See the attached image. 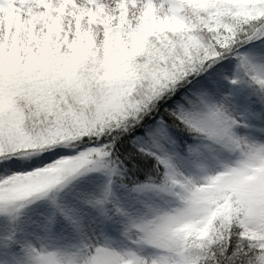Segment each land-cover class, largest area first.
I'll return each mask as SVG.
<instances>
[{"label":"snow or ice","instance_id":"1","mask_svg":"<svg viewBox=\"0 0 264 264\" xmlns=\"http://www.w3.org/2000/svg\"><path fill=\"white\" fill-rule=\"evenodd\" d=\"M232 63V76L225 78L233 91L216 100L217 77ZM140 69L118 90L131 94L117 111L109 107L113 92L102 98L91 95L88 79L83 88H72L71 94L85 102L79 106L69 103L32 117L31 124L0 113V264H37L32 246L19 238V224L24 209L44 198L56 212L45 218L42 236H54L58 214L81 242L79 251L63 255L62 264H92L94 256L82 255L88 249L82 219L76 210L58 203L65 188L88 176L105 181L99 195L80 201L96 213L102 226L95 255L107 252L115 264H264V243L253 242L243 226L209 245L177 232L178 224L190 221L188 209L169 207L188 204L187 192L199 177L228 169L227 154L245 143L249 147L244 171L264 163V4L248 17L225 18L219 12L205 17L183 51L149 57ZM245 89L252 92L241 110ZM146 118L153 121L147 135L137 136L139 129L149 127ZM60 127L65 131L53 135ZM186 132L207 139L180 151L176 135ZM128 141L136 152L156 161L162 171L158 181L150 177L131 187L124 183L117 150L128 151ZM69 151L78 154L54 159ZM117 184L133 194L142 214L121 203ZM117 224L121 247L107 232Z\"/></svg>","mask_w":264,"mask_h":264},{"label":"clouds","instance_id":"2","mask_svg":"<svg viewBox=\"0 0 264 264\" xmlns=\"http://www.w3.org/2000/svg\"><path fill=\"white\" fill-rule=\"evenodd\" d=\"M260 4H264V0H34L23 7L48 19L41 25L35 41L30 35L32 29H26L21 44L26 50L28 44L34 47L51 44L59 46L63 52L69 50V45L85 49L86 75L92 84L90 94L102 98L106 92H115L126 86L134 70L140 71V66L149 57L169 50L183 51L192 43L205 17L218 12L225 18L242 17L252 14ZM157 18L179 27V30L165 29L149 34L146 26L154 24ZM65 28L67 31L61 38L60 32ZM109 33L113 39L120 36L126 41L147 36L146 53L136 58L132 69L125 75L114 80H99L108 63L104 42ZM14 91L16 88L10 87L9 93ZM56 103L58 106L69 103L79 106L85 102L61 92L57 94ZM31 112V102H21L19 117L23 124L27 123L25 118H30ZM186 133L194 140L207 139L202 134ZM248 147L245 143L227 154L228 169L213 170L208 178L199 177L194 188L187 192L188 204L181 201L169 205L173 211L188 209L190 221L178 224L177 232L194 235L211 245L213 240L219 244L230 231L235 235V229L243 226L245 232L253 237V242L264 243V163L245 172L243 161ZM56 240L55 235L51 238L35 235L26 239V244L34 250L37 264H45L49 259L53 264H62L64 254L80 250L79 240H69L63 246H57ZM98 243L88 239V249L82 255L95 256Z\"/></svg>","mask_w":264,"mask_h":264},{"label":"trees","instance_id":"3","mask_svg":"<svg viewBox=\"0 0 264 264\" xmlns=\"http://www.w3.org/2000/svg\"><path fill=\"white\" fill-rule=\"evenodd\" d=\"M252 14H246L242 17H248ZM149 34L153 31H164L165 29L171 31H178L179 27H174L172 24L160 23L158 20L154 24L146 26ZM40 27L37 28L39 31ZM25 30L19 31L12 39H10V47L4 49L0 54V113L8 112L14 119L19 116L21 102H31L32 112L30 118H25L27 123L33 122L32 117H39L40 114H51L53 110L61 109L67 105H57L56 99L58 93L71 94L74 86L83 88L84 84L88 81L86 75V52L82 53L81 48L77 45L76 52L70 51L68 55H64L58 47H51V44H40L34 47L32 44L25 46L21 44V38L25 36ZM36 32L31 31L30 35L35 41ZM120 41V36H118ZM112 38L107 40L109 45V51L105 55L108 63L105 65V70L109 77L118 79L120 76L125 75L132 69V63L136 58L146 53L145 43L147 36L136 38L133 37L131 41L125 45L124 43L114 44ZM13 42V43H12ZM9 43V44H10ZM51 47V49H50ZM50 49V50H49ZM76 53V54H75ZM76 56V57H75ZM224 63H229L225 61ZM233 64V63H232ZM118 69L119 71H116ZM226 72V71H224ZM133 76V73H132ZM196 79H200L197 77ZM25 85L28 87L25 88ZM14 86L16 91L9 93L10 87ZM131 93L121 94L119 91L115 92L114 102L109 105L113 111H117L124 100V97ZM71 111V109H70ZM96 115H99L97 112ZM159 117H157L158 119ZM149 121V127L139 129L137 136L146 137L147 131L150 128L153 121L150 118H146ZM20 123L23 122L20 120ZM65 129L60 127L53 129V135H60ZM174 132L176 130H173ZM61 138H65L61 136ZM135 139V137H133ZM177 144L181 150H185L187 145L194 144L196 140L187 133H178L176 135ZM105 142H109L107 138ZM91 143V142H90ZM94 146V144L92 145ZM128 151L123 149L117 150V156L123 162V175L124 183L129 187L138 183H145L151 177L153 180H159L162 176V171L157 170L156 161L145 157L135 151L132 141L127 143ZM77 152L69 151L65 157H54V159L69 158ZM53 160H48L47 163H52ZM97 178L88 176L81 178L72 183V188L65 189V191L59 194L58 203L63 206L69 203L71 206L79 199L83 198V194L88 191L89 185L94 183ZM117 187L128 198H134L133 194L125 191L123 188ZM51 195V194H50ZM135 200V198H134ZM42 202H47L49 211L53 214L56 209L52 207L48 198L42 199ZM68 205V204H67ZM64 207V206H63ZM28 213L23 212V217L19 224V232L21 230H28L29 225ZM116 226H119L118 224ZM62 227H69L63 218L57 214V230L56 236H59V232ZM54 234V235H55Z\"/></svg>","mask_w":264,"mask_h":264},{"label":"rangeland","instance_id":"4","mask_svg":"<svg viewBox=\"0 0 264 264\" xmlns=\"http://www.w3.org/2000/svg\"><path fill=\"white\" fill-rule=\"evenodd\" d=\"M33 2L34 0H0V54L4 51V49H7V47H10L11 45L10 39H12L19 31L31 28L37 33L38 32L37 28L41 27V25L45 21H47L48 19L47 16L34 14L32 10L23 7V5H28ZM5 5H7V7H5ZM157 20L160 23L167 22V21L161 22L158 18ZM28 21H31V23L29 24ZM64 31H67V29L65 28L63 29V31L60 32L61 38H63ZM107 35H108V38H106L104 42L105 55L109 51V45L107 44L108 42L107 40L112 38L111 33ZM111 41L114 44L124 43L126 45L128 43V41L124 40L123 38H120V41H119L118 36H116L114 39L112 38ZM64 43H67V41H64ZM57 47L61 50L59 46ZM75 48H77V45H69V50L67 52L62 51V53H64V55H68L71 53L70 51H72V49L76 52ZM74 51H72V53ZM81 51L82 53L86 52V50L83 48H81ZM133 64L134 63H132V65ZM232 69H234V63L231 64V67L226 72H223L222 75H219L217 77V89H216L215 96H214L216 100H219L223 95L233 91L232 86L228 83V80L225 78V77L232 76ZM102 77L103 79H106V80H114L112 77H109L106 70L103 71ZM115 92H113L112 99L110 100L109 105L112 103V101L114 102ZM251 92H252L251 89L244 90L241 96V110H243L244 100L251 94ZM179 150L183 151L180 148ZM75 154H78V153H75ZM0 175H3V174H0ZM92 177L97 178V180L96 181L94 180V183H91L89 185V188H90L89 193L88 191H86V193L83 194V197L87 195H91V194L99 195L100 189L102 188L105 182L103 177H100V176H92ZM68 187L65 189L70 190V188H72L73 186L71 184ZM116 192H117V195L121 203L125 207H127L130 211H132L134 214H137V215L143 213V207L140 204H138L134 200V198H128L127 196H125L122 193V191L118 189L117 186H116ZM16 194L17 193L14 191L13 195H16ZM81 199L75 202V204H73L72 206L69 203H66L63 206L65 209H74L78 212L79 217L83 221L84 235L88 239L95 241L97 240L98 237H100V234H101L102 226L100 223V219L96 215V213H94L91 209H88L81 204L80 202ZM156 203L163 204V202L159 200H157ZM23 212H27L29 215L28 221H26L27 225H29V229L21 230V232H19V238L22 240L32 239L35 235H42L41 225L44 223V220L46 217H49L52 215V213L48 209L47 202H42V199L38 200L33 204H29L24 209ZM119 228H120V225L119 226L115 225L107 229V232L110 235V237L117 241V245H116L117 247L122 246L119 243V239H120L119 232H118ZM55 237H57V240H56L57 246H63L69 240H78V237L73 232L70 226L68 228L62 227V230L60 231L59 236L58 235L56 236L55 234ZM45 264H53V262L51 259H49L48 261H45ZM92 264H115V260H114V257H112L110 254L102 251L92 258Z\"/></svg>","mask_w":264,"mask_h":264}]
</instances>
